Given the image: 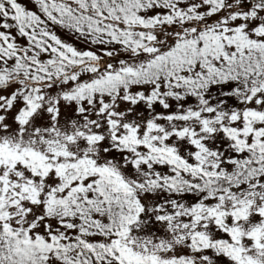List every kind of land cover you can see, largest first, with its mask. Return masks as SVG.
Wrapping results in <instances>:
<instances>
[{"label": "snow or ice", "instance_id": "1", "mask_svg": "<svg viewBox=\"0 0 264 264\" xmlns=\"http://www.w3.org/2000/svg\"><path fill=\"white\" fill-rule=\"evenodd\" d=\"M0 264H264V0H0Z\"/></svg>", "mask_w": 264, "mask_h": 264}]
</instances>
